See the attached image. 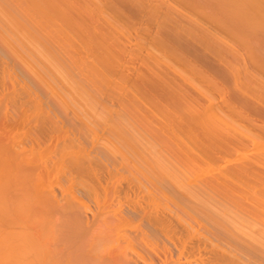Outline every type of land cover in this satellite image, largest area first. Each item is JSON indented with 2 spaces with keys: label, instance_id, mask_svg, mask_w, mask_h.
I'll return each instance as SVG.
<instances>
[{
  "label": "bare ground",
  "instance_id": "bare-ground-1",
  "mask_svg": "<svg viewBox=\"0 0 264 264\" xmlns=\"http://www.w3.org/2000/svg\"><path fill=\"white\" fill-rule=\"evenodd\" d=\"M262 75L264 0H0V264H264Z\"/></svg>",
  "mask_w": 264,
  "mask_h": 264
},
{
  "label": "rangeland",
  "instance_id": "rangeland-1",
  "mask_svg": "<svg viewBox=\"0 0 264 264\" xmlns=\"http://www.w3.org/2000/svg\"><path fill=\"white\" fill-rule=\"evenodd\" d=\"M237 41H238V39H237ZM234 42H235V44L238 43V42L236 43V40H235V39H234L233 43H234ZM249 67H250V65H249ZM253 69H254V70H253ZM251 70H252L254 73H256V72H255L256 69H255L253 66H251V68H249L248 71L251 73ZM253 72H252V73H253ZM244 73H245V72H244ZM244 73L242 72L241 74L244 75ZM254 73H253V74H254ZM245 75H246V73H245ZM245 75L242 76V81H243V82L245 81V79H247V78L245 77ZM246 76H247V75H246ZM262 76H264V75H262ZM244 77H245V79H244ZM231 78H232V77H231ZM243 79H244V80H243ZM240 80H241V79H239V81H238V85H240L239 82L241 83ZM226 81H227V80H226ZM229 81L232 83V80H229ZM229 81H228V82H229ZM248 81H249V80H248ZM248 81H245V82H248ZM262 81H264V78H262ZM245 82H244V83H245ZM244 83H241L240 86L244 87ZM227 84H228V83H227ZM227 84H226V85H227ZM226 85L223 84V86H225V88L227 87ZM229 85H230V83H229ZM231 85H232V84H231ZM231 85H230V86H231ZM233 86H234V87H233ZM233 86H232V87H233V90H234V88H236L235 85H234V80H233ZM206 88H207L208 90H210L209 93H211L213 96H215V97H219V93H218V91H217V92H216V90L214 91V89H213V88H210L209 86L206 87ZM228 88H230V87H228ZM230 89H231V88H230ZM212 90H213V91H212ZM235 90H236V89H235ZM235 90H234V91H235ZM229 91H230V90H229ZM234 91H232V92H234ZM217 95H218V96H217ZM230 121H233V120H230V119H229L228 122L230 123ZM237 122H238V121H233V123L235 124V126L237 125V127H235L233 123H230V124H232V125H229V124H228V125H225L226 127H225L224 125H223V126H224L225 128H227V130H232L231 128H234V129L236 128L235 130L238 132L237 129H238V127L240 128L241 126H239V125H240V124H239L240 122H239V123H237ZM238 124H239V125H238ZM223 126H222V127H223ZM227 126H228V127H227ZM224 127H223V128H224ZM225 128H224V130H226ZM222 130H223V129H222ZM239 130H240V129H239ZM223 132H224V131H223ZM227 132H228V131H226V132H224V133H227ZM224 133H223V134H224ZM228 133H232V132L229 131ZM233 133H236V132H233ZM227 148H228V147H227ZM227 148H226L225 150H227L228 152H226V153L224 152L225 154L222 153V154L225 155V157L221 158L222 161L225 160V159H226L227 161L225 160L224 162H221V160L219 159V161L222 163V164L219 163V167L221 168V167H223V165L226 164L225 167L227 168V167L230 166L229 169L227 168V170H230V168H232V166H233L235 163H237V162H238V163L235 164L233 167H235V166L238 167V164L240 163V161L242 162L244 159H243V158L241 159V154L237 151L236 148H234V146H233V147L230 146V147L228 148L229 150H228ZM232 152H234V153H232ZM228 153H229V154H228ZM238 154H240V155H238ZM253 154H254V153H252V155H253ZM227 156H229L230 159H229V157H227ZM231 156H233V158H232ZM224 158H225V159H224ZM237 158H239V159H237ZM228 159H229V160H228ZM230 160H231V161H230ZM227 164H228V165H227ZM231 164H232V165H231ZM220 168H218V171H219V173H222V172L224 171V169L222 170V168H221V170H219ZM223 168H224V167H223ZM220 171H221V172H220ZM224 172H225V171H224ZM211 173H212V174H211ZM210 174H211V175H210ZM216 174H218V173H216V171H211V172L209 173L210 178H209V176H208V180L211 179V180H209V181H210V182H214V181H215V178H216ZM230 181H231V180H230ZM228 182H229V180H228V181H227V180H226V181L224 180V184H223V186H225V185L227 184V186H226V187H227V188H226V191H227V189H229L230 192L232 191L231 193H232L234 196H236V195L240 196V193H242V191L239 190V189H241V188L237 187L238 184H237V186H235V185H236L235 183H237V182H235V181H234V182H233V181L231 182L232 184L234 183L235 185H232L230 182H229V183H230V184H229ZM229 186H234L235 189H236L237 191L235 190L236 192H234V187L229 188ZM223 189H224V187H222V190H223ZM229 190H228V192H229ZM228 192L225 193V190H224V192L222 191V193H224V194H227ZM230 192H229V193H230ZM236 197H237V196H236Z\"/></svg>",
  "mask_w": 264,
  "mask_h": 264
}]
</instances>
